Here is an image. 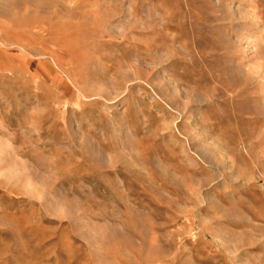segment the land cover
I'll list each match as a JSON object with an SVG mask.
<instances>
[{
    "label": "rangeland",
    "instance_id": "374dc122",
    "mask_svg": "<svg viewBox=\"0 0 264 264\" xmlns=\"http://www.w3.org/2000/svg\"><path fill=\"white\" fill-rule=\"evenodd\" d=\"M0 39V264H264V0H0Z\"/></svg>",
    "mask_w": 264,
    "mask_h": 264
},
{
    "label": "bare ground",
    "instance_id": "6f19581e",
    "mask_svg": "<svg viewBox=\"0 0 264 264\" xmlns=\"http://www.w3.org/2000/svg\"><path fill=\"white\" fill-rule=\"evenodd\" d=\"M40 24V23H39ZM38 27V26H37ZM46 27V26H45ZM40 29H42L41 28V26H40ZM45 29V28H44ZM47 30V29H46ZM29 39H31L30 37H29ZM32 42V41H31ZM0 44H2V45H5V44H3L2 43V41H1V39H0ZM16 45V47L19 49V50H21V51H23V52H28L29 51V49L26 47V45L25 44H23L22 42H18V43H16L15 44ZM38 55V54H37ZM39 55H40V57H42V56H46V55H42L41 53H39ZM48 57V56H47ZM55 61V60H54Z\"/></svg>",
    "mask_w": 264,
    "mask_h": 264
}]
</instances>
